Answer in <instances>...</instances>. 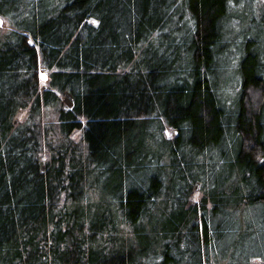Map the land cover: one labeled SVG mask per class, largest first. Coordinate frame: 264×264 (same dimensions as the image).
Segmentation results:
<instances>
[{
  "label": "trees",
  "instance_id": "1",
  "mask_svg": "<svg viewBox=\"0 0 264 264\" xmlns=\"http://www.w3.org/2000/svg\"><path fill=\"white\" fill-rule=\"evenodd\" d=\"M257 2L0 0V264H185L215 249L216 213L251 229L235 209L264 207V35L248 36L252 23L226 38L233 12ZM231 56L232 104L218 92ZM56 92L72 107L55 143L39 116ZM218 162L227 178L200 173ZM160 204L176 212L154 214Z\"/></svg>",
  "mask_w": 264,
  "mask_h": 264
},
{
  "label": "rangeland",
  "instance_id": "2",
  "mask_svg": "<svg viewBox=\"0 0 264 264\" xmlns=\"http://www.w3.org/2000/svg\"><path fill=\"white\" fill-rule=\"evenodd\" d=\"M261 2V4H258ZM264 4V0H258L257 3H252L253 5H244L243 7L237 8L236 11L233 12L234 18L237 20V24H235L233 29V34L226 38V40L232 41V44L235 43L234 39L241 41L243 38V35H237L240 31H246V29L251 26L253 23L254 25L251 26L255 29V27L262 22V18L259 17V13H257L256 10H261L260 5ZM257 6V7H256ZM253 12V13H252ZM254 19V20H252ZM0 28L1 32L0 34H4L8 26L6 23L0 19ZM251 29L248 36H256V35H264V28L263 33L258 34L261 32V30L255 31L254 29ZM247 36V35H245ZM242 45H240L241 47ZM242 49L239 47L237 48L238 52H242ZM244 50V48H243ZM235 51V50H234ZM263 60H264V52H263ZM233 56V55H232ZM232 56L229 61L230 64L228 66L222 65L223 69L221 70L220 80L218 84V92L220 94V97L227 98V101L232 104V102H235V99H237L238 91H239V84L241 82V75L239 71V76L237 79V71L236 68L239 69L242 56L238 58L237 56L234 57L232 60ZM40 90L45 91L49 85H48V72L40 71ZM54 91V90H53ZM225 95V96H224ZM56 102L49 107H45L42 109V113L39 116V120L44 125V127L47 128V138L50 139L52 142H57L58 139H60V134L58 133V113L60 109H68L66 103L64 102L65 93H57L56 92ZM71 102V101H70ZM28 110H22L15 116V122L21 123L25 121V118L27 117ZM15 123V124H16ZM165 136L170 137L173 130L166 127V130H164ZM70 147H76L77 150L84 152L85 151V144L83 141V131L82 130H76L70 135ZM225 149V148H223ZM232 150V149H231ZM221 148L217 149V153H213L215 156V159L218 160V156L216 154H220ZM49 151L45 149L44 156L48 157ZM231 166L228 165L225 162H218L215 163L214 166H210L208 169L200 170V173L204 174L206 178L209 180H216L218 178H227L230 174ZM234 169V168H233ZM238 169V168H237ZM237 169H234L233 171L237 173ZM236 174H233V178H235ZM109 177H105L103 179V182L106 181ZM230 188L238 186V184L234 181L229 182L226 184ZM103 187V185H100ZM205 187V186H204ZM202 188L199 186L197 190L193 191V194L191 196L192 202L199 201L205 194V188ZM228 187V188H229ZM106 188V187H105ZM234 194L230 196L232 198V201L235 200ZM168 207V206H167ZM171 207V205H170ZM241 209V210H239ZM239 209H235V214H238L242 217H245L246 219L250 220V224L248 226L251 227V229L242 230L237 229L235 224H232L230 220H227L226 222H223L224 214L222 213H216V218L213 219V229H212V235L213 237H216L215 242V249L212 250V252L209 254V258H203L200 259L199 256L195 255L191 257V253L189 254L191 259L189 260V257L186 259L185 264H264V207L261 205L258 206H240ZM176 212L172 208H166L164 209L163 205H158L156 209L154 210V214H171ZM227 215V214H225ZM257 228V229H256ZM205 251V248H203ZM191 252V249L189 250Z\"/></svg>",
  "mask_w": 264,
  "mask_h": 264
},
{
  "label": "water",
  "instance_id": "3",
  "mask_svg": "<svg viewBox=\"0 0 264 264\" xmlns=\"http://www.w3.org/2000/svg\"><path fill=\"white\" fill-rule=\"evenodd\" d=\"M71 101V102H70ZM64 102L66 103L67 107L70 109L72 107V98L69 93H65ZM176 133V132H175ZM198 185H196L195 190H197Z\"/></svg>",
  "mask_w": 264,
  "mask_h": 264
}]
</instances>
